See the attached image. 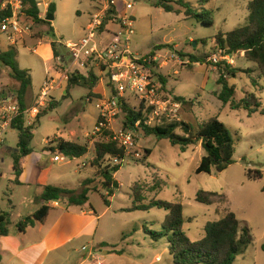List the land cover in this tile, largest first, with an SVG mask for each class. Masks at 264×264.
<instances>
[{
  "label": "rangeland",
  "instance_id": "1",
  "mask_svg": "<svg viewBox=\"0 0 264 264\" xmlns=\"http://www.w3.org/2000/svg\"><path fill=\"white\" fill-rule=\"evenodd\" d=\"M46 1L55 4L51 23L35 24L29 35L33 41L28 39L26 43L15 46L19 67L28 69L31 74L32 84L26 96L28 107L34 103L46 76H55V70L61 74L66 68L57 64L54 58L45 61L37 52L35 40H42L45 44L55 39L65 52L67 43L77 42L85 36V27L97 3V0ZM128 1L133 4L128 13L134 18L131 51L143 56L155 46L170 44L169 47L155 51L156 65L159 74L167 80L166 90L174 97L179 96L186 101L181 102L179 121L184 120L197 128L208 118L217 117L234 140V163L221 172L212 168L210 173H196L195 169L204 154L199 143L182 151L166 138L157 139L135 128L133 145L120 161V169L113 175L119 188L110 198V206L103 203L98 192L91 190L88 193L89 201L85 207L91 204L96 213L101 215L95 239L77 240L73 257L66 264H76L89 251L93 255L87 259L90 264H98L100 259L101 264H174L168 252L166 236L162 234L154 239L151 235V232H163L161 223L167 211L158 207L129 210L133 207L134 186L143 194V204L152 200L180 203L183 207V230L192 240L204 235L206 222L217 220L227 211H232L238 218L239 227L246 226L251 235L250 244L243 253L236 255L233 264H264V250L261 248L264 243V113L232 109L229 103L224 105L217 97L221 85L217 81L219 67L216 64L225 62L240 70L236 77L224 76L228 85L235 89L234 100L238 101L253 93L259 98L260 109L264 107V78L259 77L256 65L245 59L243 52L225 54L216 40L217 34H224L246 23L250 0H183L197 12L211 17V26H205L195 18L186 19L183 12H177L182 10L174 3L177 0L171 3L177 11L170 12L156 6L157 0ZM38 8L45 18L47 8L43 5ZM122 9L123 4L120 3ZM101 38L106 42L111 36L105 33ZM92 45L93 42H90L89 46ZM8 47L7 40L0 35V50ZM42 52L46 58L50 56L48 46L43 47ZM186 54L197 56L203 62L192 63ZM94 72L101 79L91 94L88 88L82 86L71 87L63 94L67 81L58 75L59 88L52 91L51 98L59 105L40 118L30 146L35 153L33 156L41 158V166L52 168L58 174L61 171L58 186L80 189L82 181L88 177L94 178L89 187L105 193L102 178L96 175L97 167L92 166L91 160L98 118L95 100L99 98L97 94L108 96L110 88L105 72L100 75L95 67ZM17 87L18 83L10 77L9 70L0 64V90L15 94ZM122 119L123 114L111 126L117 128ZM35 122L36 119L33 124ZM176 132L183 133L180 128ZM57 138L86 144L88 152L79 158L64 156L63 161L52 166L49 158L54 154L52 150H57ZM16 149L17 130L10 128L0 147V172L11 171V155ZM146 150H150V154ZM84 161L86 164L81 166ZM249 170L261 171L262 177L249 179ZM0 184L8 185L9 181L0 178ZM200 189L218 193L213 197V204L195 200ZM18 196L16 194V199ZM1 198H10V190L7 192L3 187L0 190ZM69 207L78 209L80 206L72 204ZM29 209L28 206L22 207L23 215ZM100 239L109 245H101ZM81 245H85L86 249L79 253ZM103 248L105 254L101 252ZM116 250L120 252L116 253Z\"/></svg>",
  "mask_w": 264,
  "mask_h": 264
},
{
  "label": "trees",
  "instance_id": "2",
  "mask_svg": "<svg viewBox=\"0 0 264 264\" xmlns=\"http://www.w3.org/2000/svg\"><path fill=\"white\" fill-rule=\"evenodd\" d=\"M21 1L25 13L23 20L28 22L32 29L35 24L51 23L40 16L37 0ZM172 2L174 1L157 0L155 5L160 6L167 12L177 11L171 5ZM174 3L182 8V10L177 12H183L186 19L195 18L205 26L213 25L211 17L206 16L205 13L197 12V10L184 3L183 0H177ZM247 9L248 16L246 23L224 34H217L216 40L225 54L232 55L237 52H243V57L256 65L259 77L264 78V0H250ZM54 11L55 4L49 3L47 14H53ZM108 13L115 14L113 10H110ZM114 17L116 18V16L104 18L102 24L105 25L108 20L114 19ZM50 43L53 58L59 64V58L64 52L62 45L55 39H52ZM169 46L170 44L168 43L155 46L146 56H154L156 50ZM185 56L189 57L192 63L203 62L192 54H186ZM16 57L17 50L14 46H9L6 50H0V64L9 70L10 77L18 83L16 95L20 109L23 110L28 107L26 96L28 90L31 88L32 79L28 69L19 67ZM222 64H224L223 68H221ZM216 65L219 67L217 81L221 85V90L217 94L218 99L224 105L229 103L232 109H246L249 113L257 111L264 113V107L260 109L259 98L253 93L247 94L238 101L234 100L235 89L233 86L228 85L224 76L236 77L240 70L225 62ZM158 77L163 83L164 88H166L167 80L165 77L162 74H159ZM99 79L101 77L94 72L93 67H90L86 71V74L85 72L76 71L75 73H71L67 79L66 92L71 87L82 86L88 88L90 90L89 94H91ZM107 85L109 88H112L108 80ZM97 97L101 96L97 94ZM174 98L181 102H186L182 97L176 96ZM58 105L59 103L51 98L46 108L40 110L33 125H27L21 115L12 122L11 128L17 130V149L11 155L12 174L15 176L14 181L16 183H18V177L22 172L24 158L32 152L30 143L33 138L34 129L39 125L40 118L54 110ZM122 114L123 119L120 123L123 125L134 127V123L139 121L137 128H140L144 134L153 135L157 139L166 138L173 146H178L182 151L199 143L204 150V154L201 156L199 164L195 169L196 173H210L212 168L216 172H221L234 163V140L225 125L217 117L208 118L197 128L184 120L164 125L148 126L144 123L142 111L135 110L129 103L125 102L122 105ZM177 128H180L183 133H177ZM104 133L106 135L109 131L104 130ZM55 142L57 143L56 149L64 156L70 158H79L88 152L86 144H80L63 138H57ZM93 149L94 155L91 164L97 167L96 175L102 178V188L105 193L98 188L89 187V183L94 178L88 177L82 181L80 189L51 184L44 185L40 195L41 205L39 208L32 215H28L16 223V228L19 232H24L26 228L33 226L36 222L43 221L48 215L50 210L49 202L51 201H66L67 205H84L89 200V191L93 190L99 193L106 206L110 205V198L119 188V183L113 175L120 169L121 164L107 163L105 158L106 156H110L123 159L126 157L127 152L123 146H120L116 141L111 139L95 141ZM146 153L150 154V150H146ZM247 176L249 179H259L262 177V173L259 170H249ZM133 192V207L129 208V210H147L152 207H158L167 211L161 223L163 232H151V235L154 239H158L162 234L166 236L168 252L174 264H233L236 255L243 253L251 242L249 229L246 226L239 227L238 218L232 211H227L217 220L206 222L204 225V235L200 239L192 240L183 230V207L180 203L152 200L147 204H143V194L138 191L137 186L133 187ZM217 195V192L200 189L196 193L195 200L209 205L214 203L213 197ZM9 205L11 208L10 201ZM89 206L92 208L91 204ZM11 223L10 211H0V236L9 233ZM101 245L108 246L109 244L102 242ZM261 248L264 250V243L261 245ZM119 252L120 250H116V253Z\"/></svg>",
  "mask_w": 264,
  "mask_h": 264
},
{
  "label": "built area",
  "instance_id": "3",
  "mask_svg": "<svg viewBox=\"0 0 264 264\" xmlns=\"http://www.w3.org/2000/svg\"><path fill=\"white\" fill-rule=\"evenodd\" d=\"M120 3L123 4L122 11ZM42 4L47 6L46 0L37 1L38 7ZM132 8L133 4L128 0H97L95 10L90 14V20L85 27V36L77 42L67 43L65 52L59 58V65L65 66V70L61 74L55 70L61 79L66 81L71 73L86 72L90 67L99 70L100 75L105 72L112 88L108 96L95 100L98 118L94 140H114L123 146L126 152L133 145L132 135L139 121L134 123L135 128L122 123H118L115 129L111 126V123L117 122L122 114L123 102L129 103L135 110H141L144 123L148 126L178 122L182 104L159 80L156 56H141L131 51L134 18L128 11ZM110 10L115 14L108 13ZM108 16L116 18L108 20L103 25L104 18ZM24 17L21 0H0V35L4 36L9 46L15 47L18 43H24L26 37L30 35L32 28L23 20ZM109 24H114L115 28L109 27ZM104 33H109L110 41L105 42L101 38ZM90 42H93L92 46H89ZM213 60L216 61V57ZM58 75H47L34 103L23 110L20 109L16 93H5L0 90V147L4 144L7 130L18 116L21 115L27 125H32L40 110L46 108L51 100L52 91L59 88ZM104 130L109 133L105 135ZM52 152L54 153L52 161L64 160V155L58 149ZM105 160L110 164L122 161L110 156H106ZM85 164L84 161L81 166Z\"/></svg>",
  "mask_w": 264,
  "mask_h": 264
},
{
  "label": "crops",
  "instance_id": "4",
  "mask_svg": "<svg viewBox=\"0 0 264 264\" xmlns=\"http://www.w3.org/2000/svg\"><path fill=\"white\" fill-rule=\"evenodd\" d=\"M46 3L47 6L42 5L48 9L49 2L46 1ZM42 15L44 16L40 13V16L44 18ZM109 27L115 28V25L109 24ZM28 39L33 41L32 37L27 36L24 43ZM35 46L45 61L53 58L50 42L44 44L42 40L36 39ZM45 46H48L50 51L48 58L42 52V48ZM57 75L56 72L55 76ZM33 154L35 153L32 151L24 158L18 183L14 181L12 166L8 173L0 172V178L9 181L8 185L0 184V190L2 191L3 187L7 192L10 190V198L0 199V211L10 209L12 222L10 226H13V228L9 227L7 235L0 236L1 264H66L73 257L77 240L92 241L95 239L101 215L97 214L93 207H85L87 203L79 205L80 207L77 209L69 207L66 201H51L49 202L50 210L43 221L36 222L33 226L26 228L24 232L16 230V223L26 216L32 215L41 205L40 195L43 186L47 184L58 186L57 180L62 176L61 171L58 174L53 172L52 168L41 166V158L35 157ZM57 163L60 162L52 161V156H50L49 164L53 166ZM21 192L23 193L22 198L20 197ZM16 194L19 195L17 199ZM25 206H28L30 211L23 215L21 208ZM99 242L108 243L103 239H100ZM83 247L85 245H81L79 253L85 250ZM101 252L105 254V248ZM90 256L93 257L89 251L83 259H78L76 264H90L87 261ZM97 263L101 264V259Z\"/></svg>",
  "mask_w": 264,
  "mask_h": 264
},
{
  "label": "water",
  "instance_id": "5",
  "mask_svg": "<svg viewBox=\"0 0 264 264\" xmlns=\"http://www.w3.org/2000/svg\"><path fill=\"white\" fill-rule=\"evenodd\" d=\"M52 19H53V14H51V13L47 14L46 17H45L46 21H51ZM193 45H195L194 42H193ZM66 55H68V53H66ZM63 94H66V90L64 91Z\"/></svg>",
  "mask_w": 264,
  "mask_h": 264
}]
</instances>
